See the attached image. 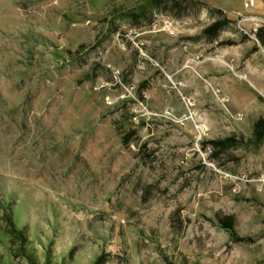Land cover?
<instances>
[{"label":"rangeland","instance_id":"rangeland-1","mask_svg":"<svg viewBox=\"0 0 264 264\" xmlns=\"http://www.w3.org/2000/svg\"><path fill=\"white\" fill-rule=\"evenodd\" d=\"M144 1L0 0V264H264V0Z\"/></svg>","mask_w":264,"mask_h":264},{"label":"built area","instance_id":"built-area-1","mask_svg":"<svg viewBox=\"0 0 264 264\" xmlns=\"http://www.w3.org/2000/svg\"><path fill=\"white\" fill-rule=\"evenodd\" d=\"M254 4H255V0H246L247 6H252ZM245 18H248L249 20H253V21H262V22L264 21V16L257 15V14H247ZM153 27H154V30H160L161 29V27H159L158 22H155L153 24ZM189 100L192 103V100L190 98H189ZM162 114L170 117L172 115V111L170 109H166L164 111V113H162ZM198 126L200 128V132H199L200 136L197 139L201 140L203 133H205V127H203L201 125H198ZM215 168H220V167H215ZM225 175L230 181L233 182L234 185H236L240 182H254L256 184V188L258 191H264V172H261L258 175H253L247 171H240V172L231 171V172H226Z\"/></svg>","mask_w":264,"mask_h":264},{"label":"trees","instance_id":"trees-1","mask_svg":"<svg viewBox=\"0 0 264 264\" xmlns=\"http://www.w3.org/2000/svg\"><path fill=\"white\" fill-rule=\"evenodd\" d=\"M164 1L166 0H145L139 6V8L141 10V13H144L146 12V10L151 11L152 8L161 6ZM252 140L256 144H260L264 141V112L253 123V139ZM213 143H215L216 145H220V146H223V145L228 146V145H235V140L232 137H228V138L221 139V140H213Z\"/></svg>","mask_w":264,"mask_h":264},{"label":"crops","instance_id":"crops-1","mask_svg":"<svg viewBox=\"0 0 264 264\" xmlns=\"http://www.w3.org/2000/svg\"><path fill=\"white\" fill-rule=\"evenodd\" d=\"M193 88V87H192Z\"/></svg>","mask_w":264,"mask_h":264}]
</instances>
